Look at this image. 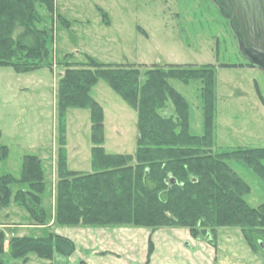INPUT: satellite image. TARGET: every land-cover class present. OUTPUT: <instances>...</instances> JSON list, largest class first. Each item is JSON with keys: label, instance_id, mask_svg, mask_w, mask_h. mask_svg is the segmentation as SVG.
I'll return each instance as SVG.
<instances>
[{"label": "rangeland", "instance_id": "374dc122", "mask_svg": "<svg viewBox=\"0 0 264 264\" xmlns=\"http://www.w3.org/2000/svg\"><path fill=\"white\" fill-rule=\"evenodd\" d=\"M55 2L57 11L51 17L40 6L44 18L36 23L41 28L52 26L49 30L54 40L50 44L53 67L44 65L18 72L12 66L0 65L1 143L9 148L7 156L0 158V176L6 173L19 176L26 153H36L41 159L49 155L42 160L47 180L43 198L49 218L56 189L52 169L58 159L62 122L58 107L59 77L66 69L65 61L86 62L90 55L101 63L132 62L142 64L143 69L152 64H215L213 150L264 146V68L250 64L240 47L231 16L214 0ZM58 15L67 18L69 25ZM171 83L190 102L191 131L203 133V81L195 78L186 83L171 78ZM92 94L105 109L107 151L134 153L137 110L104 78L92 88ZM171 105L168 102L165 113L172 112ZM64 121L68 166L93 170L90 108L69 107ZM228 162L252 186L245 196L247 201L253 206L263 202L264 179L242 160ZM22 185L13 184L11 201L0 205V232L5 236L0 247V264H87L81 259H87L88 252L79 241L70 255L57 252L52 258L40 257L35 252L21 257L12 255L13 236L44 235L56 229V224H49L50 219L44 226L34 223L28 210L15 201L14 194ZM127 227L135 231L125 236L113 234L121 242V258L132 259L133 264H264V243H258L264 237L255 236L257 248L253 250L236 225L218 227L214 242L203 236L195 237L187 226H162L154 230L146 226ZM66 228L61 227L64 231ZM151 240L154 248L149 254Z\"/></svg>", "mask_w": 264, "mask_h": 264}, {"label": "trees", "instance_id": "16d2710c", "mask_svg": "<svg viewBox=\"0 0 264 264\" xmlns=\"http://www.w3.org/2000/svg\"><path fill=\"white\" fill-rule=\"evenodd\" d=\"M40 6L46 8L50 17L57 11L55 0H0V65L12 66L18 72L44 65L53 67L50 44L54 40L49 30L52 26L36 25L44 18ZM59 17L68 24L67 18ZM64 65L58 88L62 119L56 184L58 224L134 225L153 230L187 226L195 237L203 236L212 242L218 227L236 225L256 250L255 236L264 237V201L257 206L247 201L245 196L252 186L228 160L246 162L264 179V146L213 150L215 64H152L143 69L142 64L101 63L88 55L86 62L65 61ZM101 78L137 110L134 153L108 152L104 146L105 110L92 94ZM171 78L186 83L195 78L203 81V133L191 131L190 102L171 83ZM168 102L172 103L171 113L164 112ZM75 106L91 110V171L72 169L67 163L64 117L67 109ZM1 136L0 127V158H5L9 148L1 143ZM20 182L23 185L16 190L15 201L28 210L34 223L46 224L51 218L43 198L47 180L38 154H24L19 176H0V205L9 204L13 184ZM4 237L0 232V247ZM258 243L264 240L260 238ZM10 247L14 257L35 252L52 258L56 252L72 254L76 243L51 230L44 235L13 236ZM149 247L150 254L154 248L152 240Z\"/></svg>", "mask_w": 264, "mask_h": 264}, {"label": "crops", "instance_id": "0c3cea01", "mask_svg": "<svg viewBox=\"0 0 264 264\" xmlns=\"http://www.w3.org/2000/svg\"><path fill=\"white\" fill-rule=\"evenodd\" d=\"M105 110V109H104ZM67 137L65 134V148L67 145ZM59 143L60 137H59ZM58 147V152L59 148ZM67 153V148H66ZM68 154V153H67ZM47 156L45 155L42 157V160H44ZM68 157V155H67ZM53 180L54 183L57 184V177H58V159L55 161L53 165ZM80 170V169H77ZM85 171V170H83ZM89 171V170H88ZM51 205V218L49 221V224L55 225L56 229L54 231L67 235L75 240L76 248H77V242L79 241V244L81 247L88 252L87 259H81L83 261H86L87 264H121L124 259L121 258V247L119 244L121 242H117L114 238L113 232L116 233H123L125 234L128 232V234L133 233L135 230H132V228L127 227L128 225H120L115 228H110V226H94V225H84V224H75V225H63L58 224L55 221V215H56V189L54 192V195L52 196V200L50 202ZM47 207V206H46ZM0 225H2L0 223ZM45 225V224H44ZM42 225V226H44ZM61 227H67L64 230L61 229ZM68 230V231H67ZM118 236V235H117ZM113 257V258H110ZM130 258V257H129ZM124 264H133L132 259H129L128 261H124Z\"/></svg>", "mask_w": 264, "mask_h": 264}, {"label": "water", "instance_id": "95a60500", "mask_svg": "<svg viewBox=\"0 0 264 264\" xmlns=\"http://www.w3.org/2000/svg\"><path fill=\"white\" fill-rule=\"evenodd\" d=\"M214 1L230 13L243 52L264 68V0Z\"/></svg>", "mask_w": 264, "mask_h": 264}]
</instances>
